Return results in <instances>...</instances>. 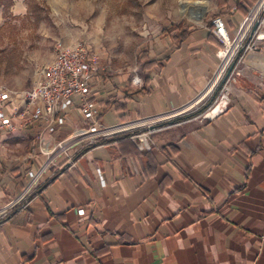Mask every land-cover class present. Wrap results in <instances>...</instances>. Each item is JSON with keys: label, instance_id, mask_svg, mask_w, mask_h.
Here are the masks:
<instances>
[{"label": "crops", "instance_id": "obj_1", "mask_svg": "<svg viewBox=\"0 0 264 264\" xmlns=\"http://www.w3.org/2000/svg\"><path fill=\"white\" fill-rule=\"evenodd\" d=\"M252 8L223 6L232 35ZM211 19L150 37L134 65L101 64L90 94L100 120L148 118L130 132H147L149 146L118 135L72 147L75 166L60 155L15 208L25 205L0 218V264H264V24L227 86V109L153 121L207 99L223 48ZM74 108L53 132L40 121L0 130V209L44 163L43 138L86 125Z\"/></svg>", "mask_w": 264, "mask_h": 264}, {"label": "rangeland", "instance_id": "obj_2", "mask_svg": "<svg viewBox=\"0 0 264 264\" xmlns=\"http://www.w3.org/2000/svg\"><path fill=\"white\" fill-rule=\"evenodd\" d=\"M15 1L0 0V85L17 92L35 85L41 69L54 60L58 40L85 41L98 53L104 72L110 73L117 66L140 62L145 42L164 29L201 26L220 12L219 0H26L27 12L18 14ZM204 7L202 21L190 15L191 9ZM257 21L264 24V6L251 30ZM239 64H232L230 74ZM215 98L209 95L190 112L206 106L207 113Z\"/></svg>", "mask_w": 264, "mask_h": 264}, {"label": "built area", "instance_id": "obj_3", "mask_svg": "<svg viewBox=\"0 0 264 264\" xmlns=\"http://www.w3.org/2000/svg\"><path fill=\"white\" fill-rule=\"evenodd\" d=\"M253 8L250 9L244 22L234 35L230 33L227 21L223 16L219 15L211 19L214 33L223 44V48L219 52L222 62L216 74L210 80L207 91L208 97L209 95L216 97L208 110L223 97H227V86L233 74L229 75L220 90L219 83L225 78L229 66L234 62H237L238 65L244 54L256 47V39L261 35L259 31L262 23L260 21H257L259 24L255 31H253L254 28L251 30L250 27L246 35L243 38L241 37L245 26L251 23L250 16ZM249 31L250 35L248 34ZM231 46H233L232 51L230 50ZM223 52L228 53L223 54ZM101 69L98 53L85 41L67 44L62 40H58L55 43L54 60L41 69L39 78L32 88L17 92L0 85V130H13L40 121L47 126L49 131L53 132L58 125L66 122V115L73 106H75L74 110L78 115L86 122V125L76 129L72 135L54 144L48 138L42 139V145L39 149L40 153L46 155L44 163L37 170L31 171V179L23 193L5 208L0 209V218L10 214L16 209L15 206L40 186L44 172L55 164V160L60 155L66 154L65 164L70 167L75 166L74 157L69 154L72 147L81 144L83 146L98 145L123 133H130L132 137H141V147L148 146L147 132L140 134L130 132L136 125L146 123L149 120L148 118L123 121L116 124H106L100 120V109L93 104L90 94L92 81L98 76ZM200 101L201 99L195 100L191 102V106L188 108L176 110L165 116H156L153 121H162L160 120L162 118L182 115L192 107H196ZM9 103L16 105L15 112L12 115L5 111V106ZM21 205L24 206L25 204Z\"/></svg>", "mask_w": 264, "mask_h": 264}, {"label": "bare ground", "instance_id": "obj_4", "mask_svg": "<svg viewBox=\"0 0 264 264\" xmlns=\"http://www.w3.org/2000/svg\"><path fill=\"white\" fill-rule=\"evenodd\" d=\"M264 6V0H259V2L257 3V5L253 8L252 10V14L250 16V19H251V23H248L247 26H245V30L242 32L241 34V37L243 38L247 31L250 29L249 27L255 22L256 20V17L257 15L259 14L260 10L262 9V7ZM207 9L204 7L203 9H197V8H194V9H191L190 10V15L199 20V21H202L205 13H206ZM233 49V46H231V51ZM228 52H223V54H227ZM229 61V60H227Z\"/></svg>", "mask_w": 264, "mask_h": 264}, {"label": "water", "instance_id": "obj_5", "mask_svg": "<svg viewBox=\"0 0 264 264\" xmlns=\"http://www.w3.org/2000/svg\"><path fill=\"white\" fill-rule=\"evenodd\" d=\"M258 24H259L258 22L255 24L253 31L256 30ZM232 69H233V65L230 67V70H229L227 76L230 74V72H231ZM228 106H229V99L227 97H223L213 108H211L207 113H205V116L204 117L205 118H213V117L219 115L220 113H222L225 109L228 108ZM22 207H23V205L19 206L15 210H13L9 214V217L13 216Z\"/></svg>", "mask_w": 264, "mask_h": 264}, {"label": "trees", "instance_id": "obj_6", "mask_svg": "<svg viewBox=\"0 0 264 264\" xmlns=\"http://www.w3.org/2000/svg\"><path fill=\"white\" fill-rule=\"evenodd\" d=\"M258 0H219V5L221 7V12L219 13V15L222 13V9H223V6L225 4H232V5H235L236 7L238 8H242L244 3H247L249 6L251 7H254L255 4L257 3ZM176 28L178 29H181L182 28V25H177ZM187 31H183L182 33L185 34ZM142 58V57H141ZM206 109V106L201 108L200 110H198L197 112H194L188 116H184V117H192L196 114H200V113H203L204 110ZM183 117V118H184ZM131 134L130 133H127V134H123L124 137H129Z\"/></svg>", "mask_w": 264, "mask_h": 264}]
</instances>
